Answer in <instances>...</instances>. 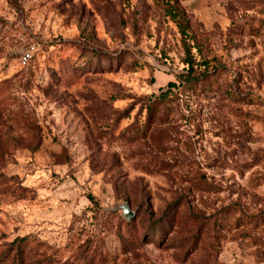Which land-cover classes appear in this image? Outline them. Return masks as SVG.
Instances as JSON below:
<instances>
[{
	"label": "rangeland",
	"instance_id": "374dc122",
	"mask_svg": "<svg viewBox=\"0 0 264 264\" xmlns=\"http://www.w3.org/2000/svg\"><path fill=\"white\" fill-rule=\"evenodd\" d=\"M25 237L30 264H264V0H0V262Z\"/></svg>",
	"mask_w": 264,
	"mask_h": 264
},
{
	"label": "trees",
	"instance_id": "16d2710c",
	"mask_svg": "<svg viewBox=\"0 0 264 264\" xmlns=\"http://www.w3.org/2000/svg\"><path fill=\"white\" fill-rule=\"evenodd\" d=\"M189 68L188 70H184L183 73L179 74L177 77V80L180 85L177 84H170V88H177L179 86L186 85L189 82L195 81V76L197 74V71L195 69L193 61L188 62ZM171 93V92H170ZM91 201H94L92 198H90ZM29 241L28 237L21 238L16 240L12 243V246L15 247L17 250H14L15 254H12V251L8 250L6 252H3V259L0 262V264H30L27 260L23 258H18L17 255L21 256L25 250H26V243Z\"/></svg>",
	"mask_w": 264,
	"mask_h": 264
},
{
	"label": "water",
	"instance_id": "95a60500",
	"mask_svg": "<svg viewBox=\"0 0 264 264\" xmlns=\"http://www.w3.org/2000/svg\"><path fill=\"white\" fill-rule=\"evenodd\" d=\"M119 209L122 210L123 216L126 218V220L129 221L134 217V213L132 212L128 203L123 204Z\"/></svg>",
	"mask_w": 264,
	"mask_h": 264
},
{
	"label": "built area",
	"instance_id": "2783aa9c",
	"mask_svg": "<svg viewBox=\"0 0 264 264\" xmlns=\"http://www.w3.org/2000/svg\"><path fill=\"white\" fill-rule=\"evenodd\" d=\"M31 59V54L30 53H26L23 57V62L27 63L29 60Z\"/></svg>",
	"mask_w": 264,
	"mask_h": 264
}]
</instances>
